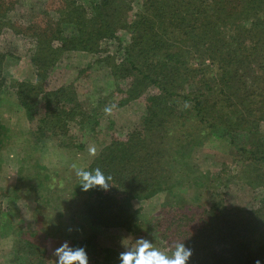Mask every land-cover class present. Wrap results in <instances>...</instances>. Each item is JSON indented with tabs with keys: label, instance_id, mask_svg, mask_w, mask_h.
<instances>
[{
	"label": "trees",
	"instance_id": "16d2710c",
	"mask_svg": "<svg viewBox=\"0 0 264 264\" xmlns=\"http://www.w3.org/2000/svg\"><path fill=\"white\" fill-rule=\"evenodd\" d=\"M15 5L0 0V44L12 34L21 37L37 81L8 82L2 76L8 53L0 49V101L14 96L29 122L39 117L36 129L23 134L37 169L22 194L23 177L12 191L0 189V236L27 193L40 213L45 203L55 217L51 228L40 218L33 231L12 228L11 263L53 264L45 244L62 232L56 218L71 205L73 219L152 235L159 245L166 242L161 248L167 255L183 241L192 250L187 264H264V0H48L26 25L13 17ZM71 52L91 58L81 78L93 68L109 70V98L88 97L84 104L73 85L44 88ZM144 96L142 128L112 139L83 169H102L109 188L84 192L79 178L66 173L64 188L52 190L51 175L39 164L47 133L66 137L70 124L84 127L107 101L123 107ZM210 138L227 145L236 172L224 167L216 177L199 178L190 168L182 173L179 160ZM12 139L0 122V156ZM21 157L26 166L29 159ZM234 182L252 190L253 208L227 207L225 188ZM157 197L163 202L151 217L133 206ZM74 244L86 248L89 264H118L119 252L102 246L95 233Z\"/></svg>",
	"mask_w": 264,
	"mask_h": 264
},
{
	"label": "rangeland",
	"instance_id": "374dc122",
	"mask_svg": "<svg viewBox=\"0 0 264 264\" xmlns=\"http://www.w3.org/2000/svg\"><path fill=\"white\" fill-rule=\"evenodd\" d=\"M14 1L16 5L13 17L17 18L19 23L26 25L31 21L33 14L43 10L48 0ZM22 45V38L13 34L4 37L1 41L0 49L8 53V57L3 63L2 76L8 82L15 80L34 84L37 81V71L31 62V54L24 51ZM90 64L91 58L86 53L71 52L65 54L54 70L49 73L48 78L45 80L44 88L47 91H53L63 86L73 85L77 90L79 99L84 104L88 103V97H94L96 100L104 99L105 97L109 98L112 90H114V86L107 68H93L92 71H87L88 73L83 75L82 78L80 77V71L86 70ZM207 64L209 63L207 62ZM14 99V96H5L0 101V122L9 128L13 135L10 147L3 150L0 156V189L6 192L12 191L15 185L19 184L18 178L23 177L25 179L21 182L20 194H22L23 187H27L28 185L26 184L28 183H33L31 180L35 178L33 176L37 169H33L35 166L33 156L29 157L32 154L28 153L30 148L27 146V137L23 134L30 129H36L39 117L34 122H29L24 111L18 108ZM111 101H114V99ZM111 101H107L108 105L106 102L103 109L98 110L99 115L96 116V119L89 121L84 127L70 124L68 136L61 138L47 133L43 150L39 156V164L51 175L53 182L52 190L64 188L65 184L61 180L64 179L63 175L66 173L69 176L76 177V171L72 168L73 164L78 169H85L109 146L112 139L125 138L134 130L142 128L143 120L146 116L145 96L123 107H116V105L113 107ZM106 107H112L110 115L104 112ZM259 131L260 134L264 135V120L260 123ZM214 140H208L201 147L191 151L189 156L186 154L182 161L179 160L182 163L181 172L185 173L188 170L187 168H190L189 174L194 177L199 178L202 175L216 177L224 167H228L229 174L231 171V173H235L238 163L234 161L233 155L227 151V145L223 142L220 143L217 139L216 141ZM92 147L96 150L95 155L89 152V149ZM21 156L29 159H26L29 164L23 165V158ZM22 167L24 169L22 173H19V169ZM225 192L228 208L242 211L253 208L255 195L245 185L237 184L236 182L230 183L225 188ZM27 194L33 196L31 193ZM58 195L54 196L57 197ZM30 196L25 194L23 197L22 195L17 202L15 216L11 219L12 224H7L2 229V235L0 236V264H13L11 263L14 245L12 228H19L24 232L33 231L37 228L39 218L45 223V228H49L54 220V208L52 209L48 205L46 206L45 203H41L43 208L40 213L37 203ZM59 196L61 197V195ZM7 201L8 199H3L4 205H7ZM162 202L163 199L157 197L149 201H135L133 206L140 208L143 211L142 216L146 218L158 213ZM70 206H67L68 208L62 219L56 218L55 227L62 228V232L60 230L57 237L48 240L45 244L51 263H53L52 259H54L52 249L59 246L65 239H71L74 243V241L83 240L93 233L97 235L102 246L117 252L122 250V246L133 245L137 237L144 236L152 239L154 246L166 254V251L161 248L166 242L159 245L152 235H132L123 229L92 227L85 218H80L79 220L73 219L72 211L74 210ZM39 214L41 215L39 216ZM60 221H62V224H60ZM46 222L48 223L46 224ZM69 228L72 230V233L67 232Z\"/></svg>",
	"mask_w": 264,
	"mask_h": 264
},
{
	"label": "clouds",
	"instance_id": "9594fccd",
	"mask_svg": "<svg viewBox=\"0 0 264 264\" xmlns=\"http://www.w3.org/2000/svg\"><path fill=\"white\" fill-rule=\"evenodd\" d=\"M104 112L110 115L112 107H106ZM95 151L94 147L89 149L92 155H95ZM72 168L75 169L76 176L81 181L82 191L87 192L96 186H100L103 190L109 188L110 177L102 169L82 170L75 164ZM67 232L72 233V230L69 228ZM191 255L192 250L186 247L183 241L175 242L172 245L171 254L167 255L154 246L152 239L140 236L135 239L133 245L122 246L117 259L118 264H187ZM52 256L53 264H89L86 248L74 244L71 239H65L59 246L53 248ZM256 264L260 262L256 261Z\"/></svg>",
	"mask_w": 264,
	"mask_h": 264
}]
</instances>
